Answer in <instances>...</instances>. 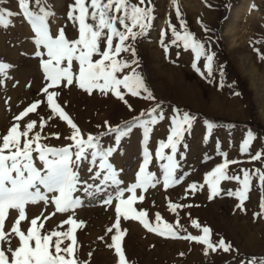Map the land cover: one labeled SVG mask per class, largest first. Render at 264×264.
Masks as SVG:
<instances>
[{
  "label": "rangeland",
  "instance_id": "obj_1",
  "mask_svg": "<svg viewBox=\"0 0 264 264\" xmlns=\"http://www.w3.org/2000/svg\"><path fill=\"white\" fill-rule=\"evenodd\" d=\"M71 2L55 0L58 19L54 23L63 24L69 38L76 36L74 26L65 19L67 5ZM152 2L155 5L152 28L134 43L136 59L140 65L138 71L156 100L146 101L143 94L141 97H132L126 93L125 99L132 106V110H129L124 101L112 94L102 95L95 91L89 95L71 86L55 89L59 93L57 102L85 134L104 131L105 121L116 126L120 121L138 115L157 102L166 114V119L150 125L152 132L147 143L152 154L149 171L157 174L160 183L146 190L137 189V200L133 208L137 212L146 211L148 222L153 226L157 225L155 216L159 214L162 218L159 224L172 223L179 238L161 237L146 229L138 220L122 217L120 226L125 231L122 246L129 264H248L253 259L264 264V214L254 215L262 213L259 204L264 198V189L260 187L258 177H253L244 210L237 207L238 198L226 194V190L234 191L240 187L237 181H222L221 194L212 199H209L207 185L196 192L188 187L192 183L204 184L207 172L223 162L222 152L227 153V159L240 161L229 165V175H240L242 178L241 169L264 170V158L260 161L249 159L256 151H264V59L260 57V54H264V0H178L187 30L197 39L206 42L205 47L215 53L211 70L205 66V58L201 57L197 61L195 53L185 49L182 41L176 45L171 44L175 37L171 35L169 20L178 31H184L179 26L171 0ZM253 4L256 6L254 9L251 7ZM9 7L16 10L14 2ZM13 19L12 26L0 28V61L13 65L9 69L6 83L0 85V134L7 130L13 117L24 106L37 98L45 99L40 92L46 83L40 58L34 55V40L28 39L33 34L21 18ZM198 21H202L203 26L210 31H204ZM161 30L166 32L163 44ZM164 45L168 47L167 52ZM256 49H259V53ZM121 58L132 59L128 53H123ZM193 63L197 64L200 72L192 67ZM176 110L181 114L188 112L196 120L191 131L185 133L183 144L187 147L183 144L178 147L177 159H180L179 153H183L181 168L178 170L182 174L179 176L180 183L166 189L163 187V170L159 167L166 161L157 159L155 151L161 140L166 142L170 118ZM50 115L52 118L48 119ZM206 116L249 121L251 124L212 123L214 127L209 134L207 123L211 122ZM41 118L46 122L42 130L44 144L60 147L70 143L66 138L71 134L69 126L51 114L46 103L37 109V113L29 114L27 119L37 120L39 124ZM248 131H252L257 139L250 152L245 154L240 152V145ZM53 133H58L59 138L51 135ZM114 136L111 134L103 137L102 142L114 145ZM143 136L142 128L133 129L129 136L122 138L118 153L110 158V162L120 172L119 178L123 182L120 187L130 185L135 180V173L143 158ZM164 152L166 155L171 154L170 149H164ZM37 166H41L38 161ZM87 166L91 165L86 162ZM80 174L83 178L88 176L83 167ZM80 195L84 201L83 206L74 212L75 218L83 221V225L75 232L79 261L81 264H118L114 249L108 247L111 235L115 234V230L112 233L107 231L115 221L114 204L103 205L99 196L91 198L84 197L83 193ZM141 196L143 200L139 199ZM171 203L182 207L172 211L169 207ZM53 212V205L29 203L26 205L28 219L21 222V229L26 231L30 220L35 217L40 218L38 223H44L47 231H66L71 227L61 224L66 219L65 214L50 215ZM16 218L18 213L10 211L4 225L6 233ZM196 224L200 227H196ZM204 227L210 228L212 243L223 238L231 244V250L224 252L217 249L213 252L209 249L205 254L206 245L183 238L203 235ZM10 239L12 247H16L18 239ZM3 246L8 247L6 243ZM252 253L260 256H250Z\"/></svg>",
  "mask_w": 264,
  "mask_h": 264
},
{
  "label": "snow or ice",
  "instance_id": "obj_2",
  "mask_svg": "<svg viewBox=\"0 0 264 264\" xmlns=\"http://www.w3.org/2000/svg\"><path fill=\"white\" fill-rule=\"evenodd\" d=\"M13 2L16 10L9 7ZM171 2L179 26L184 29L181 33L169 20L171 35L175 37L171 44L176 45L178 41H182L185 49H191L195 53L197 61L204 57L205 66L211 70L215 53L205 47L206 42L197 39L187 30L178 0ZM251 7L254 9L256 6L253 4ZM154 12L152 0H72L67 5L65 19L74 26L76 36L69 38L64 25L54 23L58 19L55 0H0V28L12 26L13 18L16 17L29 25L33 35L28 39L34 40V55L40 58L39 63L46 81L40 90L45 99L37 98L24 106L13 117L7 130L0 134V264H81L76 255L75 232L83 225V221H78L74 216L75 210L84 203L81 193L84 197L99 196L103 205L114 204L115 221L107 231L112 233L115 230V234L111 235L108 247L114 249L118 264H129L122 246V237L125 235L120 226L122 217L138 220L146 229L161 237L179 238L172 223L165 222L162 226L159 224L162 219L159 214L155 216L158 223L153 226L148 222L146 211L137 212L133 208V203L137 200V189L146 190L160 183L157 174L149 171L152 154L147 147L149 134L152 132L150 125L166 119L160 103L142 110L123 125L112 126L105 121L104 131L85 134L57 102L59 93L55 90L76 86L89 95L95 91L102 95L112 94L124 101L129 110H132V106L125 99L126 93L132 97H141L143 94L144 100L155 101L156 97L138 71L140 65L136 59L134 43L152 28ZM198 22L203 26L202 21ZM203 27L204 31H210L206 26ZM165 35L166 32L161 30L162 44ZM164 47L167 52V45ZM256 51L259 53V49ZM123 53H128L132 59L121 58ZM260 57L264 59V54H260ZM12 67L13 65L0 61V85L6 83ZM192 67L200 72L196 63ZM45 103L51 114L58 116L69 126L71 134L66 137L69 144L60 147L44 144L42 130L46 126L45 120L41 118L38 124L37 120L27 119L29 114L37 113V109ZM51 118L50 115L48 119ZM195 120L196 117L188 112L181 114L176 110L170 118L166 142L161 140L155 151L157 159L166 161L159 165L163 170V187L166 189L180 183L179 176L182 174L178 170L181 168L183 153H179L180 159H177L178 147L183 144L185 133L191 131ZM213 127L212 123H207L209 134ZM135 128H142L144 133L142 162L135 173L134 182L120 187L123 183L119 178L120 172L110 162V158L118 153L122 138L129 136ZM111 134H115L114 145H105L102 138ZM51 135L59 138L58 133ZM256 139L254 133L248 131L240 145V152L249 153ZM183 146L187 147L186 144ZM164 149H170L171 154L166 155ZM221 156L223 162L207 172L204 184L192 183L188 187L196 192L207 185L209 199H212L221 194L222 181H237L240 187L234 191L226 190V194L238 198L237 207L244 210L254 176L258 177L259 185L264 189V170L241 169L242 178L240 175H229V165L240 161L227 159V153L222 152ZM262 158L264 151L259 150L249 157L251 161H260ZM37 161L41 166H37ZM86 162L91 166L85 167ZM82 167L88 173L86 178L80 174ZM126 193L128 195L125 198ZM139 199L143 200V197ZM40 202L54 206V212L50 215L65 214L66 219L61 224L71 227L66 231H47L44 223H38L40 218L35 217L30 220L26 231L22 230L21 222L28 219L26 205ZM169 207L176 211L182 205L171 203ZM259 207L262 213L254 215L264 214V198ZM10 211L17 212L18 218L6 233L4 225ZM48 218L50 216L45 217ZM195 226L200 227L199 224ZM202 231L203 235L183 238L206 245L205 254L209 249L213 252L217 249L224 252L231 250V244L226 243L223 238L215 244L210 241L209 227H204ZM10 237L18 239L14 248ZM65 241L69 243L65 244ZM5 243L7 248L3 246ZM248 264H260V261L253 259Z\"/></svg>",
  "mask_w": 264,
  "mask_h": 264
},
{
  "label": "trees",
  "instance_id": "obj_3",
  "mask_svg": "<svg viewBox=\"0 0 264 264\" xmlns=\"http://www.w3.org/2000/svg\"><path fill=\"white\" fill-rule=\"evenodd\" d=\"M205 118H207L211 123H221V124H243V123H245L247 125L251 124L249 121L241 122V121H234V120L224 119V118H221V117H209V116H206ZM131 119H132V117L126 118V119L120 121L117 125H123V124H125V122L130 121ZM253 126L259 127L257 124H253ZM249 255L250 256H256V257L260 256V254H257V253H252V254H249Z\"/></svg>",
  "mask_w": 264,
  "mask_h": 264
}]
</instances>
